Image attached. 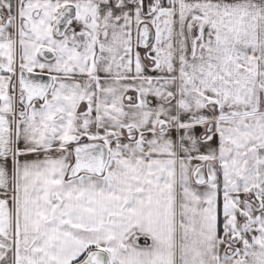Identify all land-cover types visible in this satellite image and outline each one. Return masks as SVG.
I'll list each match as a JSON object with an SVG mask.
<instances>
[{"label":"snow or ice","instance_id":"1","mask_svg":"<svg viewBox=\"0 0 264 264\" xmlns=\"http://www.w3.org/2000/svg\"><path fill=\"white\" fill-rule=\"evenodd\" d=\"M0 264H264V0H0Z\"/></svg>","mask_w":264,"mask_h":264},{"label":"crops","instance_id":"2","mask_svg":"<svg viewBox=\"0 0 264 264\" xmlns=\"http://www.w3.org/2000/svg\"><path fill=\"white\" fill-rule=\"evenodd\" d=\"M140 243H141V244H143V243H144L143 239H141Z\"/></svg>","mask_w":264,"mask_h":264}]
</instances>
